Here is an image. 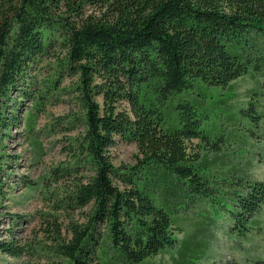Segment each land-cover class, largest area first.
<instances>
[{"label":"trees","instance_id":"obj_1","mask_svg":"<svg viewBox=\"0 0 264 264\" xmlns=\"http://www.w3.org/2000/svg\"><path fill=\"white\" fill-rule=\"evenodd\" d=\"M45 59L52 74L31 93L27 72ZM249 71L264 73V0H0V136L19 121L16 93L39 111L45 91L65 79L80 109L70 123L83 129L70 141L73 161L47 176L57 183L51 232L34 244L0 242V253L48 264H141L173 249L182 214L208 202L243 237L256 227L264 182L218 174L210 154L225 140L209 127L199 89L228 88ZM34 110L25 129L39 155ZM117 140L137 147L133 165L112 164ZM83 166L92 174L80 175ZM58 215L69 219L66 236ZM195 224L181 255L208 245L207 229Z\"/></svg>","mask_w":264,"mask_h":264},{"label":"rangeland","instance_id":"obj_2","mask_svg":"<svg viewBox=\"0 0 264 264\" xmlns=\"http://www.w3.org/2000/svg\"><path fill=\"white\" fill-rule=\"evenodd\" d=\"M51 63L45 59L30 67L27 72L29 77L24 83L28 85L27 90L37 93V89L42 88L40 82L52 74ZM70 84L65 79L58 91H45L47 97L41 102L39 111L34 110L29 100L23 99L17 93L14 95L15 107L12 111L19 121L8 126L7 135L0 136V181L4 194L0 200V242L15 240L18 245L34 244L44 239L47 234L44 233L45 228L50 232L52 230L47 222L52 220L48 214L54 213L49 194L56 188L57 183H53L47 176L55 168L73 161L70 141L83 130L82 127L70 123L71 117L80 114L79 105L74 95L69 92ZM199 92L207 97L203 109L210 117L209 127L214 130L221 129V139L225 140L221 142L218 151L210 154L211 158L216 156L218 174L225 172L234 182H238L240 177L246 178L249 184L245 186L264 182V73L253 75L249 71L232 81L228 88H200ZM248 106L251 109L246 111ZM32 109L36 115L37 140L42 147L39 155L34 153L29 144L30 139L26 136L25 117ZM226 113L231 114V121ZM246 114H250L248 119ZM196 144V140L189 144L191 151L198 149ZM108 154L112 164L121 167L133 165L138 150L133 143L117 140ZM90 174L92 171L83 166L80 175ZM244 188L247 187H243V192ZM224 190H231V187ZM192 208L182 214L177 223L182 229V233L177 234V245L141 264L264 262V206L256 216V227L249 228V231L239 228L242 229L243 237L238 234L236 229L239 225L233 221L232 216L228 212L222 216L221 211L224 209H219L220 212L214 211L209 202L194 204ZM72 218L80 220L78 213L73 214ZM57 219L63 236H66L69 219L62 215H58ZM195 222H201L203 229H207L208 245L206 249H199L192 243L195 248L192 255H187L185 251L181 255L184 243L192 234L189 229H197L198 224L193 225ZM0 264L48 263L46 259L28 253L20 257L0 253Z\"/></svg>","mask_w":264,"mask_h":264}]
</instances>
